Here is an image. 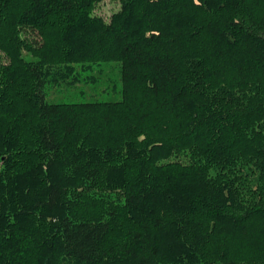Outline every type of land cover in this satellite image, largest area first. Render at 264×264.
I'll list each match as a JSON object with an SVG mask.
<instances>
[{
  "label": "trees",
  "instance_id": "1",
  "mask_svg": "<svg viewBox=\"0 0 264 264\" xmlns=\"http://www.w3.org/2000/svg\"><path fill=\"white\" fill-rule=\"evenodd\" d=\"M101 2L0 0V264H264V0Z\"/></svg>",
  "mask_w": 264,
  "mask_h": 264
},
{
  "label": "rangeland",
  "instance_id": "2",
  "mask_svg": "<svg viewBox=\"0 0 264 264\" xmlns=\"http://www.w3.org/2000/svg\"><path fill=\"white\" fill-rule=\"evenodd\" d=\"M121 8L120 0H102L95 14L102 16L107 22ZM7 62L6 56L0 52V63ZM78 81L70 84V79L63 84L47 86L44 89L46 101L49 103H89L119 102L122 100L121 68L117 62H106L85 66H76Z\"/></svg>",
  "mask_w": 264,
  "mask_h": 264
}]
</instances>
